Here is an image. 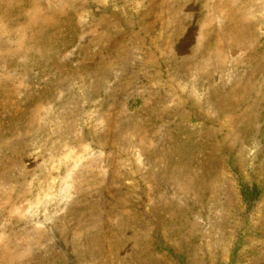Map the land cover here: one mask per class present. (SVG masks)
<instances>
[{
	"label": "rangeland",
	"instance_id": "1",
	"mask_svg": "<svg viewBox=\"0 0 264 264\" xmlns=\"http://www.w3.org/2000/svg\"><path fill=\"white\" fill-rule=\"evenodd\" d=\"M0 264H264V0H0Z\"/></svg>",
	"mask_w": 264,
	"mask_h": 264
}]
</instances>
